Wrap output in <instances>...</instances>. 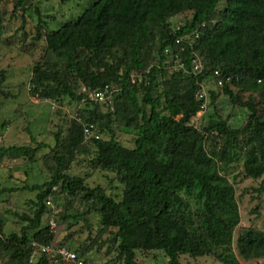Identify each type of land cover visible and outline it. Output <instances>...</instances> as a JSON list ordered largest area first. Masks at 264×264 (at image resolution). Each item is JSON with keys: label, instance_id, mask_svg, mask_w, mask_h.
<instances>
[{"label": "trees", "instance_id": "16d2710c", "mask_svg": "<svg viewBox=\"0 0 264 264\" xmlns=\"http://www.w3.org/2000/svg\"><path fill=\"white\" fill-rule=\"evenodd\" d=\"M25 2L18 0L14 9L23 10ZM35 11V38H44L54 60L32 67L30 94L85 104L80 121L72 118L65 135L60 129L54 134L50 178L29 187L36 196L30 201L31 214L21 216L26 223L20 232L5 235L0 218V256L8 257L3 264H70L34 245L55 241L47 223H41L45 199L55 187L67 196L81 194L100 227L115 229L112 241L124 264H139L137 250H160L167 264H180V255H212L223 264H237L232 245L240 214L235 188L223 171L238 162L249 178L264 174V112L258 109L264 104V0H90L80 14L52 29L48 15ZM186 12L191 17L173 27L170 18ZM170 58L181 67L167 64ZM194 60L200 62L196 70ZM133 72H141L139 83H131ZM226 76L229 82L218 86ZM3 80L0 71V97L5 94ZM208 80L246 108L244 124L233 127L217 115L214 96L209 102L214 112L205 125L190 124L206 103L196 92ZM77 84L87 89L77 93ZM105 84L118 88L113 111H101L99 104L110 106L90 97ZM230 84L242 92L261 93V100L242 102ZM116 121L135 133L132 147L115 138ZM90 125L99 134L104 128L110 137L84 143V128ZM212 137L218 141L209 147ZM44 146L0 145V160L34 162ZM77 152L92 153L94 167L115 173L123 185L119 199L66 172ZM237 248L245 259L263 257L264 232L246 229Z\"/></svg>", "mask_w": 264, "mask_h": 264}, {"label": "rangeland", "instance_id": "374dc122", "mask_svg": "<svg viewBox=\"0 0 264 264\" xmlns=\"http://www.w3.org/2000/svg\"><path fill=\"white\" fill-rule=\"evenodd\" d=\"M90 0H26L22 6L14 9L18 0H0V71H3L2 88L4 95L0 97V145L36 146L44 143L36 153L34 162L24 158L7 157L0 160V218L4 220L3 233H19L24 222L23 214H31L30 201L35 199L36 191L30 190L32 185L41 184L51 175L49 164L52 162L51 147L54 146V134L60 129L65 135L72 118L81 120L78 113L84 107V101H75L68 97L56 100L53 98L40 99L30 94L29 80L32 67L37 62L53 61L45 46L43 37L35 38L37 14L48 15L46 21L49 29L55 28L62 21L76 17ZM220 3L218 10L224 8ZM217 18L220 13L217 12ZM191 17L190 12L179 13L170 18L173 27L179 26ZM24 20V24H23ZM43 34V33H42ZM143 83V82H142ZM206 92V107L194 115L190 124L202 127L208 120V115L214 110L209 102L215 97L216 114L225 119L233 127L245 123L246 108L232 103L223 94L214 81L204 83ZM85 85H76V92L85 91ZM229 88L235 92L242 102L261 100V93H247L238 90L234 85ZM161 90V86L157 91ZM141 92L138 96L140 98ZM261 104V103H258ZM101 111H113L112 108L99 104ZM112 109V110H111ZM258 109H263L262 103ZM4 125V126H3ZM99 126V125H98ZM101 125L99 128L101 129ZM115 138L126 147L134 145L135 133L124 129L116 121L112 123ZM100 137L108 138V133L101 129ZM34 139L36 142H34ZM218 140L212 137L208 146H214ZM84 143H89L85 141ZM92 153L77 152L66 172L70 176L82 177L90 186H101L107 194L115 199L121 197L123 185L114 172L102 170L93 166ZM53 163V162H52ZM48 165V167H47ZM235 188L240 222L234 230L232 249L237 256V264H264V256L257 259L243 258L237 248V238L246 229H256L264 232V191H257L264 186V174L258 179L244 175L240 163L234 162L223 171ZM53 194L45 199L47 211L42 217V224L47 223L54 214L56 225L55 242L63 243L70 249H78V253L92 264H124L118 258L116 243L112 241L115 229L102 228L98 224V216L87 212L88 204L81 197L67 196L59 187L53 189ZM65 213L66 217L61 218ZM60 216H56V215ZM136 261L139 264H167V257L160 250H137ZM8 260L6 254L0 256V264ZM180 264H223L212 255L191 257L180 255Z\"/></svg>", "mask_w": 264, "mask_h": 264}, {"label": "built area", "instance_id": "2783aa9c", "mask_svg": "<svg viewBox=\"0 0 264 264\" xmlns=\"http://www.w3.org/2000/svg\"><path fill=\"white\" fill-rule=\"evenodd\" d=\"M165 52H167V50H165ZM175 57H177V55ZM171 62L179 64V60H175V58L174 59L170 58L166 60L167 64H170ZM193 64H194L193 66L194 70H196L199 68L200 62H197L196 60H194ZM179 67H181V63L179 64ZM214 74L219 75V71L215 70ZM130 80H131V83H139L142 80L141 72L131 73ZM229 80H230V77L228 76H226L225 79L220 78L217 82V85L221 86L224 82H229ZM117 90L118 88L115 85L105 84L101 88L92 91L90 93V97L93 100H96L100 103H104V104L107 103V105H109L110 108H112L111 104L113 102V95ZM196 97L205 99L206 98L205 90L203 88L198 90L196 92ZM205 106H206V103L205 101H203L201 104V110L204 109ZM92 138L99 139L100 134L94 131L92 125H90L84 128V141H88ZM47 225L49 229L51 230V232L55 234L57 223L55 219L53 218V216L49 217L47 221ZM34 245L37 247L38 251L47 253L49 255L56 256L60 260L68 262L70 264H92V262L85 260L84 258L78 257L75 251L70 249L68 246L64 244H61V245L57 244L55 241H52L48 244H35L34 243Z\"/></svg>", "mask_w": 264, "mask_h": 264}]
</instances>
